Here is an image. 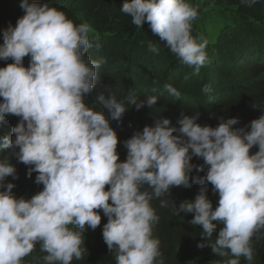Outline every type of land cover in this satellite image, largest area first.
Returning <instances> with one entry per match:
<instances>
[{
    "label": "clouds",
    "instance_id": "clouds-1",
    "mask_svg": "<svg viewBox=\"0 0 264 264\" xmlns=\"http://www.w3.org/2000/svg\"><path fill=\"white\" fill-rule=\"evenodd\" d=\"M19 7L24 14L3 30L0 44V60H12L0 67V123L9 114L20 119L11 129L14 138H0V149L30 166L27 176L37 173L34 182L43 189L30 199L17 198L15 185L5 182L9 176L18 179L15 166L10 158L0 159V264H22L37 243L46 253L42 264L82 259L86 228L95 230L101 223L97 210L107 217L102 238L115 252L116 264H164L160 240L153 236L159 222L150 203L154 199L162 208L171 205L173 215L193 214L189 223L202 226L205 238L197 247L210 245L219 257L215 264H241V257L251 264L252 239L264 235V108L241 128L233 127L237 117H221L216 127L196 123L199 113L181 111L178 127L160 117L123 141L126 159L118 162V138L109 119L119 123L128 108H152L158 97L140 100L130 93L118 101L100 93L95 103L107 116L86 106L85 97L99 80L97 69L106 62L87 55L93 46L89 25H76L36 0H20ZM121 12L139 28L147 22L195 73L206 63L207 40L192 35L198 10L187 0H125ZM148 47L158 54L154 43ZM25 56L30 57L27 68ZM165 87L180 98L172 85ZM253 146L258 151L250 154ZM193 157L204 163H191ZM205 165L206 174L192 175L190 182L193 169L202 172ZM209 183L219 197L215 209L206 195ZM193 185L201 186L194 199L178 207L168 202L171 187ZM218 225L214 242L205 243Z\"/></svg>",
    "mask_w": 264,
    "mask_h": 264
},
{
    "label": "trees",
    "instance_id": "trees-1",
    "mask_svg": "<svg viewBox=\"0 0 264 264\" xmlns=\"http://www.w3.org/2000/svg\"><path fill=\"white\" fill-rule=\"evenodd\" d=\"M8 0H0V44L3 43L2 33L11 23L24 13L23 10L3 18ZM32 2V0H29ZM37 3H47L65 13L66 17L79 25L86 23L90 27L89 40L93 45L87 55L94 60L105 59V63L98 69L99 80L96 86L85 97V104L96 111H102L107 116V111L95 103L96 95L103 93L106 97L111 93L117 100H122L130 93L135 94L140 100L148 95L158 97L156 104L149 108L147 105L140 110L134 106L128 108L121 121L109 119L110 127L116 132L118 138V162H124L127 150L123 141L131 138L135 131H142L146 125H152L153 120L160 117L170 120L171 126L177 125L181 111L192 116L199 113L196 121L201 126L216 127L219 118H239V123L234 128H241L250 124L253 119L259 118L264 108V0H256L249 5L241 0H195L194 7L201 11L206 6L233 5L239 24L229 28V31L213 43H207L205 51L206 63L195 73L194 67L184 64L175 54L166 47L165 41L152 33L147 22L137 27L131 22V17L122 13L121 8L125 0H36ZM152 42L159 49L158 54H153L148 47ZM98 46V47H97ZM29 56L23 58V66L29 65ZM8 61L0 60V67H5ZM172 85L180 92V98L171 96L166 85ZM208 85L210 91L205 93L202 89ZM155 90V91H153ZM3 98H0L2 102ZM19 117L6 115L0 123V138L8 136L14 138L11 132ZM248 130V129H246ZM177 135V133H173ZM9 149H0V159L10 158V163L15 166L18 179L6 177L5 182L15 185L13 194L27 192L29 198L43 189L37 185L33 172L27 176L26 166L18 162L15 157H10ZM191 151V150H190ZM258 151V146L250 149V154ZM202 165L203 159L193 157L190 161ZM197 172L193 169L191 176H204L207 171ZM105 186V190L108 189ZM200 185L191 188L173 186L167 200L178 207L183 200L194 199ZM2 190V189H0ZM212 202L213 209L218 204V194L213 193L212 185L208 184L206 193ZM166 199V197H164ZM111 203V201H109ZM159 222L153 227V236L160 240V251L164 264H215L219 259L213 253L211 246L198 248L197 244L204 242L200 235L202 226H193L189 223L193 214L185 215L183 212L173 215L172 206L160 207V200L151 202ZM101 223L95 230L86 228L83 253L80 260L75 258L71 264H116L115 252H110L102 238V228L107 222L102 210ZM213 223H216L213 221ZM213 233V238L205 243H213L218 235L219 228ZM83 238V237H82ZM254 251L251 264H264V235L259 239H252ZM45 252L40 251L37 243L33 252L23 258L22 264H42ZM241 264L249 262L241 257Z\"/></svg>",
    "mask_w": 264,
    "mask_h": 264
},
{
    "label": "rangeland",
    "instance_id": "rangeland-1",
    "mask_svg": "<svg viewBox=\"0 0 264 264\" xmlns=\"http://www.w3.org/2000/svg\"><path fill=\"white\" fill-rule=\"evenodd\" d=\"M195 0H187L194 7ZM20 0H8L6 10L3 12V18L13 15L21 10ZM239 24L238 17L233 5H213L210 4L198 11V16L192 21V35L199 36L207 40V43H213L221 35L229 31V28ZM17 198L24 197L30 199L27 192L15 194Z\"/></svg>",
    "mask_w": 264,
    "mask_h": 264
}]
</instances>
